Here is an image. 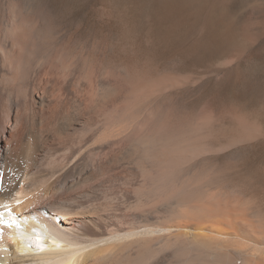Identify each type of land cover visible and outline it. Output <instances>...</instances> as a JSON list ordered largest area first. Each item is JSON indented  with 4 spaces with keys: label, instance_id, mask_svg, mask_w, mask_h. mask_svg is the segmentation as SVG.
<instances>
[{
    "label": "bare ground",
    "instance_id": "1",
    "mask_svg": "<svg viewBox=\"0 0 264 264\" xmlns=\"http://www.w3.org/2000/svg\"><path fill=\"white\" fill-rule=\"evenodd\" d=\"M72 44L33 0L0 3V203L20 225L0 264H264L261 196L214 158L264 136L258 114L187 110L188 74Z\"/></svg>",
    "mask_w": 264,
    "mask_h": 264
},
{
    "label": "rangeland",
    "instance_id": "2",
    "mask_svg": "<svg viewBox=\"0 0 264 264\" xmlns=\"http://www.w3.org/2000/svg\"><path fill=\"white\" fill-rule=\"evenodd\" d=\"M33 2L51 14L62 42L93 47L106 61L191 76L172 92L182 108L209 109L225 122L244 105L264 125V0ZM231 152L214 157L232 162L228 182L264 204V136Z\"/></svg>",
    "mask_w": 264,
    "mask_h": 264
},
{
    "label": "snow or ice",
    "instance_id": "3",
    "mask_svg": "<svg viewBox=\"0 0 264 264\" xmlns=\"http://www.w3.org/2000/svg\"><path fill=\"white\" fill-rule=\"evenodd\" d=\"M13 215V211L10 205L0 204V237L3 235V227H12L13 225L19 227V223L14 219H5V215Z\"/></svg>",
    "mask_w": 264,
    "mask_h": 264
}]
</instances>
